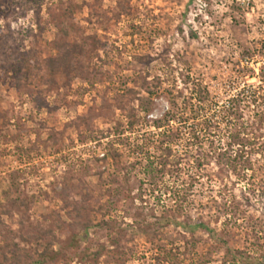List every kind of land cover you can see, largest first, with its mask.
Segmentation results:
<instances>
[{"label":"rangeland","instance_id":"obj_1","mask_svg":"<svg viewBox=\"0 0 264 264\" xmlns=\"http://www.w3.org/2000/svg\"><path fill=\"white\" fill-rule=\"evenodd\" d=\"M88 1L92 3V0ZM71 2L78 5L82 1L0 0V111L6 112L9 120L8 124L0 121V203L6 202L3 193L8 190L12 177L18 178L19 191H25L28 195L27 208L20 204L14 207L9 205L10 215L1 216L0 250L4 242L18 244L22 250L20 252L37 258L34 244L24 242L23 238L43 228L52 230L57 238L54 246V252H58L56 264H154L152 256L156 253L155 246L145 239L144 232L153 230L156 225L134 223L153 208L152 202L139 205L142 175L137 170H129L128 164L126 170L117 174L115 185L111 182L99 183L94 174L100 169L104 172L102 180L105 181L108 174L114 172V162L110 157L106 164L94 161L95 157L99 159L107 152V148L104 151L102 147L114 140V117L120 120L122 129H125L126 121L120 117L112 100L114 89H138L136 83L144 78L152 84L153 78L159 77L163 84L155 91L158 96L153 101L154 118L167 108L165 88L172 87L175 82L177 89H182L183 76L188 75L190 81H194L189 87L198 83L219 100L228 98L234 92L233 83L237 81L240 82L238 86L244 82L259 85L264 82V73H261L264 67V0H130L133 16H122L118 21L110 11L115 7L116 0H100L99 12L109 20L103 27L96 19L88 20V6L68 16L66 7ZM58 27H64L72 41L88 42L87 38L94 36L102 44L99 57L93 60L97 73L91 76L93 85L76 83L74 88H78L77 95L66 99L77 105L71 103L69 107L61 103V99L65 98L64 89L39 94L36 88L31 94L22 87L24 80L17 79L24 74L22 65L25 62L29 65L37 62L43 64L48 56L56 54ZM166 55L173 69L168 77L165 75L168 69L162 64ZM135 56L148 59L139 64ZM245 61L248 65H245ZM242 70L244 73L241 75L239 71ZM45 88L46 85L43 86ZM139 96H145V92L141 91ZM40 100H44L48 107L40 106ZM55 106L60 109L51 112ZM90 111L93 127L106 137L82 142L81 138L86 134L84 126L80 124L76 129L66 125ZM45 119L46 130L54 128L63 131L58 152L50 146L45 148L36 139L35 130L39 122ZM124 135L127 136L128 132ZM97 145L101 147L96 149ZM87 167V181L95 187L93 194L99 198L100 204L113 205L116 191L125 209L130 203L136 205L137 209L133 210L137 216H127L124 210L119 209L115 214L111 211L106 215L107 219L113 221L108 228L94 223L86 232H82L78 227H72V218L60 210L61 202L54 197L50 186L56 184L55 179L57 190L64 187L66 182L76 183L69 179L68 172L86 170ZM220 167L224 170L220 175L227 174L223 166ZM206 169L203 176L208 175L214 181V175L219 174L220 168L212 164ZM230 177V180L225 179L228 185L235 181L233 176ZM201 183L196 194L202 192V195L195 196V206L188 210L193 218L198 214L203 215L212 230V233L204 230L195 233L199 240L195 251L206 254V263L201 264H241L234 262L221 248L222 244L215 242V238L226 240L229 247L242 250L249 256L264 257L263 202L256 204L255 210H248L262 224L263 232L257 233L260 238L257 247L253 246L256 245L255 233L247 228V224L236 223L242 228L234 226L235 235L231 239L223 233V217L217 221L215 218L209 219L211 215H216L212 201H216V205L220 202L216 193L218 183H213L215 187L210 193L213 184L211 182L210 187L209 178L204 176ZM238 187L234 185L231 188L235 195L239 194ZM44 193L48 194V198ZM74 198L75 195L71 196L70 201ZM198 204L202 208L197 207ZM159 232L167 237V240H163L165 243L168 239H177L173 247L184 253L190 249L192 239L180 227L159 223ZM179 235H185V239ZM118 236L122 237L121 243L132 236L129 245L136 247L133 255L114 250L111 239ZM192 257L181 258L183 264H190ZM199 261L196 262V258L192 260L194 264Z\"/></svg>","mask_w":264,"mask_h":264},{"label":"trees","instance_id":"obj_2","mask_svg":"<svg viewBox=\"0 0 264 264\" xmlns=\"http://www.w3.org/2000/svg\"><path fill=\"white\" fill-rule=\"evenodd\" d=\"M81 1L78 5L73 2L68 3L66 7L68 16H73L75 12L88 6L90 8L88 20L96 19L102 27L109 22L108 17L99 12L100 0H92L91 4L88 0ZM110 11L115 21L122 16H133L134 12L130 0H116L115 7ZM87 40L88 42L72 41L67 30L58 27L57 41H55L56 54L48 56L43 64L37 62L29 65L25 62L22 65L24 74L17 79L24 80L22 83L24 90L33 94L37 88L40 94L43 91L49 93L64 89L65 98L61 99L63 106L69 107L71 103L77 105L74 101H67L66 97L77 95L78 88H74V85L78 82L93 85L91 76L97 75L93 60L99 57L98 53L102 47L101 42L94 36L88 37ZM167 57L166 55L162 59V64L168 69L165 72L168 77L173 69L170 68ZM134 59L137 63L143 64L148 58L135 56ZM243 73V70L239 71V74ZM261 73H264V67ZM165 80L168 82L167 79ZM181 82L182 89H177L175 82L172 87L165 88L167 108L154 118L152 117L153 101L158 96L155 91L163 84L159 77L153 78L152 84L146 78L138 83L135 82L138 89L126 88L123 91L114 89L112 100L114 107L120 112V117L126 121L125 129H122L123 124L120 120H115L114 117V140L102 147L104 151L107 148V152L99 159L95 157L94 160L106 164L110 157L114 162V172L109 173L105 181L102 180L103 171L98 169L94 172L99 183L111 182L115 185L117 174L121 170H126V164L129 170H137L142 175L138 195L139 205L152 202L153 208L145 217H139L134 223L156 225L153 230L144 232L145 239L155 246L156 253L152 256L154 264H183L181 258L189 255L193 256V261L195 258L196 262L200 260L197 264L206 263L204 260L206 254L195 251L196 243L199 241L195 233L198 230L212 233V230L203 215L198 214L193 218L188 213V210L195 206V196L202 195V192L198 195L196 193L199 192L197 187L202 186L204 176L209 178L210 187L213 183H218L216 193L220 202L216 205V201H212L215 204L216 215L208 218H215L216 221L221 217L224 218V235L232 239L235 235L234 228L236 226L242 228L236 223H244V226L247 224L246 227L255 233L256 245L253 246L259 247L260 238L257 233L263 232L259 219L251 215L248 210H255L256 204L260 201L264 204V82H260L259 85H249L244 82L238 86L240 82L237 81L233 83L234 92L228 95V98L220 100L198 83H194L192 88L189 87L194 81H190L188 75L183 76ZM44 85H46L45 89H43ZM141 91L145 92V96H139ZM38 103L41 104L40 106L48 107L44 100ZM59 109V106H55L51 112ZM90 115L91 111L84 117H76L66 125V127L74 126L76 129L80 124L84 126L86 134L82 136V142L98 141L106 137L102 131H97L93 127ZM111 119L113 120V117ZM1 120L8 124L9 120L4 111H0ZM45 122L46 119L39 122L35 130L36 139L41 141L45 148L50 146L58 152L63 131H56L54 128L46 130ZM126 131L127 136L124 135ZM43 134L44 138H42ZM259 140L262 142L259 143ZM99 147L101 145L95 146L96 149ZM212 164L220 168L219 174H213L214 181L208 175L203 176L206 168ZM220 166H223L227 172L224 176L220 175L224 171ZM88 172L89 167L86 170L74 169L68 172V177L76 183L66 182L64 187L57 190L55 179L56 184L50 186L54 197L61 202L60 210L72 218V227H78L82 232H86L94 223L101 228H108L113 221L107 219L106 215L111 211L115 214L119 209L124 210L127 216H137L136 211L133 210L137 209L136 205L130 203L125 209L116 191L113 205L100 204L99 198L93 194L95 187L89 185L87 181ZM230 176H233L235 181L228 185L225 179L230 180ZM11 180L8 190L3 193L6 202L0 203V222L2 215H10L7 206L14 207L20 204L27 208V193L19 191L18 178L12 177ZM234 185L239 186L238 195H235L234 189H231ZM212 186L209 193L215 187L214 184ZM14 194L17 195L12 198ZM73 195L76 198L70 201ZM44 196L48 198L47 193H44ZM198 206L202 208L201 204ZM114 223H116L115 219ZM159 223L183 229L184 234L192 239L190 249L184 253L179 248L173 247V242L177 239H168L165 243L167 237L159 232ZM179 236L185 239V235ZM23 239L26 243L34 244L37 258L34 259L29 254L20 252L22 250L18 244L4 242L0 250V264H56L58 252H54V246L57 244V238L52 230L38 228L32 235ZM121 239V236L111 239L114 250L133 255L136 247L129 245L132 236L124 243H121ZM215 242L222 244L221 248L234 262L264 264V257L249 256L242 250L232 249L226 240L215 238ZM192 260L190 264H194Z\"/></svg>","mask_w":264,"mask_h":264},{"label":"built area","instance_id":"obj_3","mask_svg":"<svg viewBox=\"0 0 264 264\" xmlns=\"http://www.w3.org/2000/svg\"><path fill=\"white\" fill-rule=\"evenodd\" d=\"M245 65H248V63L245 61Z\"/></svg>","mask_w":264,"mask_h":264}]
</instances>
